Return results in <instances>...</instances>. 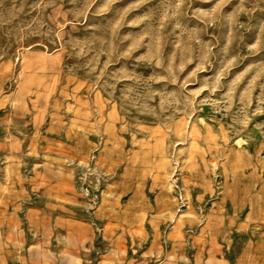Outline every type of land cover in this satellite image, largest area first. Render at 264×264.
Returning a JSON list of instances; mask_svg holds the SVG:
<instances>
[{"label":"rangeland","instance_id":"374dc122","mask_svg":"<svg viewBox=\"0 0 264 264\" xmlns=\"http://www.w3.org/2000/svg\"><path fill=\"white\" fill-rule=\"evenodd\" d=\"M0 264H264V0H0Z\"/></svg>","mask_w":264,"mask_h":264},{"label":"bare ground","instance_id":"6f19581e","mask_svg":"<svg viewBox=\"0 0 264 264\" xmlns=\"http://www.w3.org/2000/svg\"><path fill=\"white\" fill-rule=\"evenodd\" d=\"M29 68L30 67H29V64L27 62L23 63V65H22L23 77H22V80L20 81L19 97L17 100L22 99L24 97L25 93H27L29 91V85H30L29 78L31 77Z\"/></svg>","mask_w":264,"mask_h":264}]
</instances>
